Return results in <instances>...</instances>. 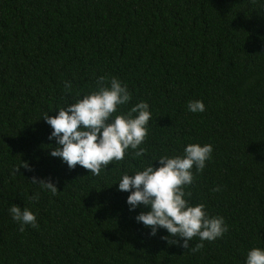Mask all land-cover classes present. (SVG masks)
<instances>
[{"label":"trees","instance_id":"trees-1","mask_svg":"<svg viewBox=\"0 0 264 264\" xmlns=\"http://www.w3.org/2000/svg\"><path fill=\"white\" fill-rule=\"evenodd\" d=\"M101 76L132 92L121 113L146 101L152 116L147 156L126 155L95 176L49 155L55 141L42 118ZM189 100L206 110L188 112ZM189 143L214 149L190 202L229 226L197 252L168 244L164 229L150 236L135 221L146 209L130 212L114 185ZM33 176L59 193L30 201ZM12 204L39 227L20 231ZM253 247L264 248V0H0V264H243Z\"/></svg>","mask_w":264,"mask_h":264},{"label":"clouds","instance_id":"clouds-1","mask_svg":"<svg viewBox=\"0 0 264 264\" xmlns=\"http://www.w3.org/2000/svg\"><path fill=\"white\" fill-rule=\"evenodd\" d=\"M63 84L64 91L70 94L72 82ZM132 99L128 85L118 77H99L95 90L83 95L77 93L74 103L58 108L55 116L46 113L42 118L51 128L48 139L55 141L49 155L59 158L69 169L79 165L95 176L108 172L109 165L124 160L126 155L137 159L146 157L147 151L141 145L148 135L152 113L146 101L135 103L121 113V107L130 104ZM186 109L197 114L203 113L206 106L202 100H189ZM213 151L211 144L189 143L182 154L153 158L159 167H154V162L142 165L139 170L123 173L114 184L118 185L117 191L128 193L126 204L130 212L141 207L146 209L135 216V221L148 229L150 236L155 237L164 229L167 235L161 239L168 244L197 252L204 247V242H214L228 232L224 217L210 215L204 203L193 205L191 192L187 190L196 174L202 173L212 159ZM23 167L29 166L25 163ZM18 170L14 169L13 174ZM30 183L38 186L28 197L32 202L39 201L41 191L53 196L59 193L51 179L33 176ZM220 190V186L212 189L213 192ZM8 212L20 231L26 226L39 227L36 214L28 207L22 210L12 204ZM194 238L200 242L190 246ZM243 264H264V248L249 249Z\"/></svg>","mask_w":264,"mask_h":264}]
</instances>
